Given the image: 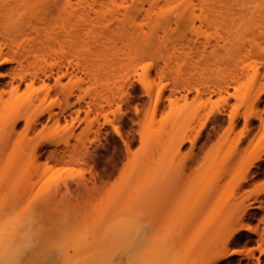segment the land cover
Returning a JSON list of instances; mask_svg holds the SVG:
<instances>
[{
    "label": "rangeland",
    "instance_id": "rangeland-1",
    "mask_svg": "<svg viewBox=\"0 0 264 264\" xmlns=\"http://www.w3.org/2000/svg\"><path fill=\"white\" fill-rule=\"evenodd\" d=\"M126 1L122 25L109 7L90 15L87 74L75 70L79 59L65 44L39 60L53 73L73 67L79 87L69 78L57 87L45 80L48 95L41 80L16 93L8 86L0 221L32 216L34 249H77L78 239L92 249L105 235L107 264H211L234 234L229 248L254 251L227 264H260L264 0H193L196 14L225 16L220 29L192 25L191 0ZM16 67L0 65V84ZM55 149L63 160L51 159Z\"/></svg>",
    "mask_w": 264,
    "mask_h": 264
},
{
    "label": "bare ground",
    "instance_id": "bare-ground-1",
    "mask_svg": "<svg viewBox=\"0 0 264 264\" xmlns=\"http://www.w3.org/2000/svg\"><path fill=\"white\" fill-rule=\"evenodd\" d=\"M125 1L52 0L50 2L49 0H0V65H17V67L13 69L11 74L12 79L9 84L8 82L0 84V111H4L8 104L6 100L4 101V99H6L4 98L6 97L5 95L8 96V93H10L8 92V86L11 88V93H16L22 85L32 87L37 80H41L43 82L42 85L44 84L43 86H45L44 89L46 95H48V92L50 93V88L46 87L47 84H45V80L51 81V79L54 78L53 81L56 87L62 85V80L64 78H69V82L71 83V80L75 78L73 67H71V70H73L74 74L66 67L65 70L62 71L58 69L55 73L50 70L46 71V68L44 67L40 68L39 60L44 61L45 57L49 56L50 52H56L57 45L55 43L61 47L65 44L74 56L79 59V62L75 63V70L78 71L81 69V72L87 74L88 59L90 57L87 41L90 34V15H104L100 14L102 13V10H104V8L107 9L108 7L111 9V5V7H114L115 9H107L108 11L105 13H108L112 19H117L120 24H123V20L130 13L128 12V8L124 6L127 3V1L126 3ZM137 1L142 3L147 2L153 7L158 1L162 0H135V2ZM163 1L171 3L177 0ZM192 1L193 0L190 2ZM200 1L201 3L203 2L202 4L208 3L207 0ZM119 2L120 4H118ZM189 6L186 11L190 17V23L192 25H195V21L199 20L202 25H209L216 29H220L225 26L226 22H228H224L223 17L225 16L222 15V13L216 14L213 11L202 9L199 14H196L194 3L192 2ZM55 12L58 14L57 20L53 15ZM119 16L123 17L122 21ZM136 20V17H132V23H136ZM262 24L263 23L260 25L262 26ZM57 25H60L59 28L62 30L61 34H56ZM140 30L143 31L142 26L140 27ZM72 63L73 61H68V65L71 66ZM16 69H19V72ZM53 74L56 76H53ZM41 75H43V79L41 78ZM82 81V79L78 78V80L75 81L73 85L71 83V85L73 87H79ZM215 88L216 93L218 94L226 92V89H223L221 86H216ZM69 93L70 95L73 94L71 91ZM82 98L83 97H80L78 100H82ZM260 100L261 97L259 95L255 96L252 102L253 105L256 106ZM79 111L80 110L78 109L76 113L78 114ZM7 118L8 115L4 117L8 123ZM258 118L260 119L261 117ZM17 119L18 118L13 119L10 126L12 129L14 128ZM260 121L264 126V120L261 118ZM246 123L252 125V122L249 121V119H246ZM113 129L115 133L121 137L118 128L114 126ZM181 143L182 142L175 144V152H178ZM57 153L60 152H56V149L54 152L52 151L51 159L53 158L54 161L55 159L59 161L60 159L63 160L65 158L63 152L60 154ZM85 154L87 153L85 152L83 154L84 156H82L85 157ZM258 159L261 158L258 157ZM262 161H264V159ZM28 172L29 171L27 170L26 174ZM28 175L32 176V174ZM45 203L47 204V202ZM18 215L23 217H19ZM5 218L7 219L8 217ZM5 218L0 221V264H107L106 249H104L106 243L105 235L103 236L99 234L96 236V240L93 239L95 245H93V247L95 248L92 249H87L89 245L87 246V244H85L87 241L85 240L86 242H84V239H78L75 242V247H77V249H42L40 248L39 243V247L37 246V248L35 247L34 249L32 244L34 240L33 238L36 240L37 236L35 235L37 226L33 225L36 223L32 222L34 218L31 219L32 216L30 217L27 214H17L15 217L10 218V220H6ZM27 219L30 220L28 221ZM240 229L247 232H255L249 225L243 224L240 226L239 230ZM233 238L234 234L225 242L223 249L217 257L214 258L211 264H220L222 261L235 255L242 257L252 256L254 249L229 248L228 244ZM37 240L41 243V238H37ZM32 247L33 249H31ZM70 250L72 251L71 254L69 253ZM258 250L260 253L264 252L262 249ZM52 251H54L53 255ZM53 257L55 259L52 261L51 258Z\"/></svg>",
    "mask_w": 264,
    "mask_h": 264
},
{
    "label": "snow or ice",
    "instance_id": "snow-or-ice-1",
    "mask_svg": "<svg viewBox=\"0 0 264 264\" xmlns=\"http://www.w3.org/2000/svg\"><path fill=\"white\" fill-rule=\"evenodd\" d=\"M224 264H227V261H225ZM260 264H264V256L260 257Z\"/></svg>",
    "mask_w": 264,
    "mask_h": 264
}]
</instances>
